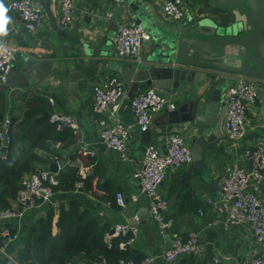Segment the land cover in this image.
I'll list each match as a JSON object with an SVG mask.
<instances>
[{"label":"crops","instance_id":"0c3cea01","mask_svg":"<svg viewBox=\"0 0 264 264\" xmlns=\"http://www.w3.org/2000/svg\"><path fill=\"white\" fill-rule=\"evenodd\" d=\"M10 1L0 0V45H12L16 51V59L7 83L0 82V109L5 107V118L13 122L12 154L20 158H27L29 154L45 158V162L39 161L35 164L49 171L52 162H57L58 175L74 163L79 169L87 170L92 193H86L84 188H81L83 191L77 188L73 193H55L45 205L32 210L20 226H12L17 229L19 235L17 240L10 244L9 255L15 257L23 243L25 232L32 222L44 213V208L45 211L49 208L56 211L53 233L57 234L56 224L61 204L68 207L70 200H77L92 218L100 222L106 232L119 224L136 221L139 234L128 248L136 257L154 256L159 260L156 264H166L163 252L171 246L176 236L188 239L191 234L197 235L206 245L205 254L202 257L187 255L174 264H213L215 258H218L221 264H240L254 256L258 250L254 234L245 226L225 228L227 205L225 204L226 210H223L215 202L212 183L203 182L198 177L185 176L191 165L179 171L169 170L160 189L161 195L169 202L167 216L174 220V225L163 236L150 218L148 200L141 195V185L133 175L141 169L147 148L154 147L164 152V138L172 133L182 134L191 146L196 126L192 125L183 131L168 132L166 112L155 115L149 129L150 143L145 145L143 133L135 130L127 151V162H122L120 156L110 150L100 138L97 121L99 116L93 112L95 86L111 76H117L121 80L129 99L121 110V117L129 125L134 124L130 99L143 91L132 89V82L127 79L128 72L132 73L128 69V63L112 61L120 58L114 47V36L118 27L123 23H137L136 13L130 3L117 0H74L76 20L71 27L65 29L58 24V0H35L36 6L42 8L47 16V25L38 34H30L26 32L18 16L8 10ZM138 1L156 20L159 29L152 30V38L143 43L137 59L140 61L149 58L157 41L161 43L162 50L167 51L166 43H169L175 31L189 26L192 19H196L198 15L207 16L213 11L211 2H216L185 0L190 7V14L184 22L175 23L163 16V0ZM47 5L53 12L55 22L50 20L44 10ZM106 12H111L114 17L106 20L103 17ZM188 56H194V52L190 51ZM208 58L205 55L203 61L206 62ZM195 80L199 84L186 85L188 92L178 90L174 94L172 87L162 92L154 87L149 89H155L171 98L176 103L175 110H178L183 104L192 102L202 88V77ZM233 82L223 85L224 90L219 87L222 98ZM258 88L259 99L249 114L252 126L242 142L243 146L255 143L257 139L260 140L261 134L264 135V87L258 85ZM212 90L209 89V95ZM40 110H45V113L40 115ZM29 111L32 116L35 113V119H49L51 112H60L70 116L76 128L68 129L64 134L46 127L45 132L38 128L35 133H31L30 128L34 129L35 120L24 122ZM206 132L209 134L212 129L208 128ZM82 147L93 152L94 157L83 155ZM203 155L213 180H218L226 167L237 164V160L228 154L224 136L215 145L205 149ZM78 160L81 162L79 166L76 164ZM117 193L123 194L127 200L125 208L118 204ZM135 197L138 199L134 200ZM201 212L204 215H201Z\"/></svg>","mask_w":264,"mask_h":264},{"label":"built area","instance_id":"2783aa9c","mask_svg":"<svg viewBox=\"0 0 264 264\" xmlns=\"http://www.w3.org/2000/svg\"><path fill=\"white\" fill-rule=\"evenodd\" d=\"M58 24L62 28L71 27L76 20V5L74 0H58ZM190 7L185 0H163L162 13L170 22H184ZM8 10L16 14L30 34H38L47 25V16L42 8L36 6L35 0H11ZM106 20L114 16L106 12ZM151 39L150 33L138 23L121 24L114 36V47L119 57L129 56L138 59L143 43ZM16 59L15 48L10 44L0 45V82L7 83ZM259 99L258 85L238 79L228 86L224 96L226 114L223 121V131L228 154L237 160V164L226 167L220 176V197L227 205V215L224 219L226 229L239 226L248 227L256 238L257 253L240 264H264V145L253 143L243 146L242 142L252 126L251 110ZM127 90L117 76L103 79L95 86L93 96V112L99 116L100 138L113 152L120 156L122 162L129 161L127 151L133 139L135 130L147 132L153 122V117L163 112H172L176 103L169 97L160 94L155 89L140 91L130 99L134 124H126L121 117V110L128 101ZM53 103V101L51 100ZM49 122L59 132L66 128L75 129L76 124L70 116L60 112H51ZM13 128L10 119L5 118L0 128V158L6 159L10 147V132ZM165 151L160 152L154 147L145 151L141 169L133 175L141 185V195L148 200L150 218L156 223L161 235L174 225V220L167 216L169 202L161 195L160 189L169 170L179 171L192 165V150L182 134L172 133L164 138ZM83 155L94 157V153L82 147ZM79 166L80 160L76 162ZM73 165V163L71 164ZM75 165V164H74ZM58 185V175L49 170L37 169L23 177L20 188L11 206L0 212V260L4 257L17 264L14 257L8 254V248L17 240L18 234L12 235V226H20L21 222L34 209L49 201L55 195L54 187ZM78 183L77 188H83ZM118 204L125 208L127 200L121 193L116 194ZM137 200L138 198H133ZM201 215H204L202 212ZM139 234L136 221L125 222L115 226L105 234V241L110 244L118 236L130 235L131 238L122 247L134 243ZM206 252L197 235L191 234L188 239L176 236L171 246L163 252L166 264H174L187 255L202 257ZM97 264H112L102 260ZM119 264H137L133 260H121ZM140 264H156L152 255H147ZM213 264H221L218 258Z\"/></svg>","mask_w":264,"mask_h":264},{"label":"water","instance_id":"95a60500","mask_svg":"<svg viewBox=\"0 0 264 264\" xmlns=\"http://www.w3.org/2000/svg\"><path fill=\"white\" fill-rule=\"evenodd\" d=\"M117 1L130 3L137 23L150 34L152 30L159 31L156 20L138 0ZM215 1L211 2L213 11L207 16L198 15L189 26L175 31L169 43H166L167 51H163L161 43L157 41L154 52L145 61L129 56L112 61L130 65L128 69L132 73L128 72L127 79L132 82L133 90L145 91L154 87L162 92L172 87L174 94L178 90L188 92L186 85L197 86L199 83L195 78L202 77L200 83L203 86L195 99L178 110L166 113L167 131H183L196 126L190 146L193 163L185 176L212 183L215 202L226 210L219 193L220 179L211 178L203 152L224 136L223 121L227 108L220 90L225 89L223 85L243 79L264 87V0ZM44 10L55 22L50 6H44ZM190 51L194 52V56H188ZM205 55L209 57L206 62L203 61ZM209 89H213L210 95ZM208 128L212 129L209 134L206 132ZM143 136L144 144L148 145L151 141L150 130ZM259 139L256 142L264 145V135L261 134ZM50 169L53 173L58 172V163L52 162Z\"/></svg>","mask_w":264,"mask_h":264},{"label":"trees","instance_id":"16d2710c","mask_svg":"<svg viewBox=\"0 0 264 264\" xmlns=\"http://www.w3.org/2000/svg\"><path fill=\"white\" fill-rule=\"evenodd\" d=\"M5 109V107L0 109V128L6 117ZM39 113L41 115L45 113V110H40ZM31 120H35L34 129L30 128L31 133H35L38 128H42L45 132V127L58 133L48 118L35 119V113L32 116V112L29 111L25 115L24 122L29 123ZM68 129L59 131V134L66 133ZM12 130L13 128L10 132L11 141L6 159L0 158V212L11 206L19 191L21 179L37 169L35 163L45 162V158H39L34 154H29L27 158L12 154L14 146ZM70 135L72 136V133ZM78 183H83L86 193H92L90 192L92 184L88 179L87 170H81L73 163L58 175V185L53 189L55 193H73L77 190ZM111 201L113 202V199ZM83 207V204L77 200H70L68 207L61 204L59 220L56 224L57 234L53 233L56 211L53 208L45 211L44 208V213L38 216L25 232L23 243L14 257L17 264H97L102 260L112 264H119L121 260L141 263L144 258L134 256L128 246L122 247V244L127 243L131 238L130 235L118 236L108 244L105 241L106 230ZM11 231L12 235L18 233L17 229ZM3 241L0 236V244ZM0 264L15 263L4 257L0 260Z\"/></svg>","mask_w":264,"mask_h":264},{"label":"bare ground","instance_id":"6f19581e","mask_svg":"<svg viewBox=\"0 0 264 264\" xmlns=\"http://www.w3.org/2000/svg\"><path fill=\"white\" fill-rule=\"evenodd\" d=\"M175 111V110H174ZM53 173V172H52ZM57 174V173H56ZM58 175V174H57Z\"/></svg>","mask_w":264,"mask_h":264}]
</instances>
